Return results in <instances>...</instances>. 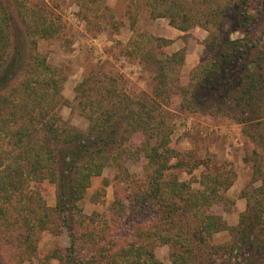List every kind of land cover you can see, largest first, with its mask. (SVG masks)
<instances>
[{
    "label": "trees",
    "instance_id": "1",
    "mask_svg": "<svg viewBox=\"0 0 264 264\" xmlns=\"http://www.w3.org/2000/svg\"><path fill=\"white\" fill-rule=\"evenodd\" d=\"M152 2L155 17H167L172 26L183 31L196 24L209 30L211 26L218 27L227 17L233 21L231 32L242 31L249 28L253 20L249 0H235L231 5L228 0ZM200 4L204 6L200 7ZM229 6L232 8L230 13ZM9 16L13 18L11 14ZM4 17L0 11V88L3 92L0 90V140L7 137V143L14 149H6L0 141V197L12 200L13 195H17L18 199L14 206V219L10 217V210L0 206V219L4 217L6 220L4 225L12 227L16 224V229L21 231L26 228L28 232L21 238L27 243L34 239L37 227L59 234L66 226L70 233V246L65 251L59 249L47 256V259H60L61 264H165L157 258L154 247L148 248L149 241L171 244L176 248L170 264H210L213 261L264 264V219L261 215L254 216L242 230L231 228L234 233L237 231L232 245L214 242L215 233L228 229L220 209L215 208L223 199L221 190H227L231 185V181L221 180L224 175L221 171L204 174L198 181L201 187L194 188L192 181L180 178L179 168L188 165L186 171L191 173L200 162L186 163L167 135L158 136L153 143L150 138H139L137 150L140 153L123 150L120 160L112 154L130 139L132 133L141 131L143 134L147 130L146 122L134 116L129 106L127 112H120L115 106L103 108V101L84 102L82 108L88 110L85 112L89 120L87 130L70 125L61 115L56 116L57 111L48 119L45 102L51 95L35 84H42L47 77L54 84L53 89L56 88L53 97L59 88L55 70L39 55L33 57L26 79L17 86L16 91L24 93L23 97L12 98L10 95L14 93L6 94L4 89L14 82L21 70L25 72L26 67L23 70L21 58L15 61L16 66L14 60L6 63L12 25ZM200 17H207L206 22H201ZM28 29L34 37V46L36 36L49 37L54 33L53 25L47 20L28 23ZM220 45L222 49L217 57L193 69L189 87H182L177 92L178 96L184 97L191 94L189 99L182 98L180 106L196 114L210 111L229 116L249 133L247 127L258 128L264 121V41L248 36L232 39L227 34L221 43L213 41L211 44L213 49ZM177 55L182 54L168 56L164 61L168 64ZM181 59L183 61L184 57ZM158 75L165 78L162 68ZM162 85L167 86V82L162 81ZM165 89L163 93L169 92V88ZM173 103L175 105L176 102ZM174 105L171 102V106ZM55 107L56 104L50 109ZM35 112L38 115H32ZM25 117H29L28 123L33 125L32 128L44 131L45 136L35 139L36 136L33 138L27 133L26 124L20 122ZM61 147H65V152ZM141 157L146 159L143 173L141 177L133 178L125 162ZM113 162L116 172L105 178L104 183L106 186L114 185L116 177L126 180L128 186L134 183L127 201L116 186L115 200L105 212L84 215L78 201L84 198L93 177L102 175ZM65 172L71 173L69 180L65 179ZM45 180L61 185L54 207L46 204L35 185ZM29 183H33L35 188L31 189L39 195L35 210H30L25 203L24 186H29ZM144 209L151 212L146 221L128 222L131 215ZM76 224L83 227L80 234L76 233L82 237L83 245L80 247L77 243L79 237L75 234ZM0 232H4L1 227ZM11 236L14 235H3L6 241H12ZM86 246L85 257L79 258V251Z\"/></svg>",
    "mask_w": 264,
    "mask_h": 264
},
{
    "label": "rangeland",
    "instance_id": "2",
    "mask_svg": "<svg viewBox=\"0 0 264 264\" xmlns=\"http://www.w3.org/2000/svg\"><path fill=\"white\" fill-rule=\"evenodd\" d=\"M234 2L228 0L227 3L231 5ZM1 6L2 17L6 13L4 18H8L13 27L10 29L6 63L21 58L23 70L26 67V71L21 70L14 82L4 89L6 94L14 93L10 95L12 98H22L24 93L16 91L17 86L26 79L33 57H44L55 70V81L59 88L56 97H53L56 88L53 89L54 84L47 77L42 84H35L51 95L45 102L48 119L57 111L56 116L61 115L70 125L87 130L89 120L85 112L88 110L82 108L84 102L103 101V108L115 106L120 112H127L129 106L134 116L146 122L147 130L143 134L141 131L132 133L125 144L112 152L118 160L123 150L139 152V138H150L153 143L158 136L167 135L186 163L200 162L191 173L186 171L188 165L179 168L180 178L192 181L194 188H200L198 181L204 174L221 171L224 174L221 180L231 181L227 190H221L223 199L220 206L215 207L220 209L228 226V229L214 234L216 244L232 245L237 231L234 233L231 228L244 229L256 215L264 219V121L258 128L250 125L247 127L250 131L246 133L244 126L229 116L210 111L204 114L188 112L180 106V102L182 98L189 99L191 94L187 97L177 95L182 87H189L193 69L217 57L222 45L213 49V41L221 43L227 34L232 39L248 36L264 41V0H249L253 17L251 26L233 32L231 17L222 23L219 21L218 27L211 26L209 30L197 24L187 31L180 30L172 26L167 17H155L152 14V0H1ZM229 7L230 13L232 8ZM205 18L201 22H206ZM44 20L53 25L54 33L49 37L36 36L37 43L34 46L28 23H41ZM176 53L182 55H177L168 64L164 61ZM186 61L187 64L196 63L187 76L182 69ZM161 68L165 74L163 79L158 75ZM164 80L167 86L162 85ZM165 88H169V92L163 93ZM171 102L172 105L176 103L171 106ZM54 104L56 107L51 110ZM29 117L20 120L26 124L27 133L36 136L35 139L44 137V131H36L28 123ZM8 140L5 137L4 141H0L6 149H14L7 143ZM61 151L65 152V147H61ZM145 163L146 159L142 157L125 162L133 178L141 177ZM116 168L113 162L104 169L102 175L93 177L84 198L77 203L84 215L105 212L115 200L116 186L127 201L134 183L128 186L126 180L117 177L113 179L114 185L106 186L104 183L105 178L113 176ZM64 174L65 179L69 180L71 173ZM32 185L29 183V186H24V195L26 205L30 210H35L38 208L35 202L39 195L31 189L35 188ZM35 185L46 204L56 206L62 190L59 182L45 180ZM17 200V195H13L12 200L0 197V206L10 210L12 219L15 218ZM150 215V210L144 209L139 214L131 215L128 222H143ZM4 222L6 220L2 217L0 227L4 232H0V264H61L60 259H47V256L59 249L65 251L70 246V233L66 226L59 234L37 227L34 239L27 243L21 238L23 233L27 234L26 228L22 232L16 229V224L7 227ZM74 228L75 234H80L83 229L78 224ZM11 234L15 236H11L13 240L6 241L3 235L6 237ZM78 237L80 247L83 245L82 237ZM152 247L158 259L165 264L171 263L175 247L149 241L148 248ZM86 248L79 251V258L85 257ZM240 259L235 258L233 262ZM210 264L223 262L213 261Z\"/></svg>",
    "mask_w": 264,
    "mask_h": 264
},
{
    "label": "crops",
    "instance_id": "3",
    "mask_svg": "<svg viewBox=\"0 0 264 264\" xmlns=\"http://www.w3.org/2000/svg\"><path fill=\"white\" fill-rule=\"evenodd\" d=\"M188 63H190V62H188ZM195 65H196V63L187 64V61H186V63H184V65H183L184 67L182 68L184 71V75L187 76Z\"/></svg>",
    "mask_w": 264,
    "mask_h": 264
}]
</instances>
